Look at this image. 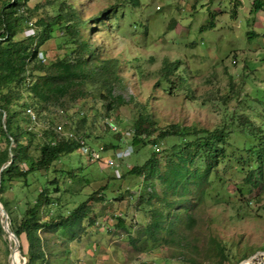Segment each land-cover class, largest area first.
Wrapping results in <instances>:
<instances>
[{
	"label": "rangeland",
	"instance_id": "1",
	"mask_svg": "<svg viewBox=\"0 0 264 264\" xmlns=\"http://www.w3.org/2000/svg\"><path fill=\"white\" fill-rule=\"evenodd\" d=\"M65 1L86 20V33L96 48V56L116 59L121 80L113 93L126 103L107 111L98 96V87L87 84L83 98L65 97L64 105L35 109L40 123L51 119L59 122L66 113V129L83 134L93 147L117 143L107 121L121 131L132 130V122L140 113L149 114L157 129L171 124L222 129L226 134L220 145L225 156L220 157L218 168L225 183L221 186L215 181L201 194L189 186L192 191L184 198L188 216L179 205L171 208L173 213H180V232L197 246L196 252L186 248L181 256L160 243H150L151 247L140 252L131 246L126 232L115 227V219L110 220L114 214L123 213L126 228L135 236L150 222L152 209L163 208V199L180 198L165 194L164 185L154 180V197L150 202L137 203L140 193L136 192L148 182L126 170L142 164L154 151L151 145L131 149L130 155L123 158L121 179L114 177L112 168L91 162L75 150L47 171L13 180L3 193L9 204L7 224L10 219L18 221L26 203L35 198L40 188L52 189L47 181L57 177L60 191L51 190V195L58 197L59 203L45 207L43 216L66 215L92 192L104 195L103 201H90L96 221L89 224L84 220L76 239L68 240L62 230L43 234L49 249L64 255L70 264H217L220 257L216 243L228 254L224 264H264V0ZM59 2L29 0L31 8L39 4L30 20L53 16ZM20 38L22 33L16 35V39ZM63 38V31L56 29L41 47L47 54V63L68 50ZM129 99L132 100L127 102ZM36 127L34 132L41 130ZM128 140L120 142L118 150L125 148ZM174 142V137L167 138L160 147L168 149ZM40 143L38 137L32 140L29 152L33 156L38 154ZM160 164H164L162 158ZM260 166L262 184L246 191L245 174L256 175ZM102 187L105 189L100 190ZM126 187L130 194L118 199ZM238 188L245 192L240 194ZM147 197L145 194L144 199ZM13 238L0 236V264H18L17 256L13 254L11 258ZM23 245L22 237L18 246L20 264L25 263L20 252ZM246 253L248 257L236 260Z\"/></svg>",
	"mask_w": 264,
	"mask_h": 264
},
{
	"label": "trees",
	"instance_id": "2",
	"mask_svg": "<svg viewBox=\"0 0 264 264\" xmlns=\"http://www.w3.org/2000/svg\"><path fill=\"white\" fill-rule=\"evenodd\" d=\"M28 1L0 0V26L4 25L6 35L0 40V167L11 161L0 173V202L9 218V204L3 197L8 184L13 180H25L33 172L47 171L62 156L79 150L78 143L58 137L52 128L55 123L52 119L43 121L48 124L47 128L41 127V130L36 132L29 130L25 114L27 107L33 108L36 112L35 109L44 110L50 105H64L65 97L73 100L83 98L86 96L84 88L87 84H95L98 87V96L103 99L107 111L117 110L126 103L122 96L113 93L121 80L116 59H99L96 56V48L86 33V20L82 19L76 8L65 0H60L57 12L53 16L35 17L33 23L37 30L36 38L16 39V35L22 33L26 22L32 18V13L39 10V4L31 8L27 4ZM56 29L63 31L62 42L68 50L61 57L56 56L48 63H41L37 58V51L53 37ZM167 66L168 64L166 69ZM163 75L168 78L166 73ZM114 133L117 143L100 144L105 150H118L120 142L125 141L121 131ZM225 134L218 128L209 130L179 124L157 129L156 122L147 113H140L133 120L132 135L127 145L133 150L146 145L154 148L142 164L132 165L126 170L128 174L142 176L148 182L142 186L137 203L150 202L154 197V180H159L164 185L165 194L169 192L171 196L180 195V198L178 201L163 199V208L152 209L150 222L144 228L138 229L135 236L126 228L125 217L117 218L115 227L126 232L132 247L142 252L153 244L160 243L174 248L179 256L186 248L197 251L196 244L187 240L180 232V213H173L171 208L179 205L183 208V214L188 216L189 208L184 204V198L192 191L189 186L198 189L200 194L204 193L205 186L212 187L215 181L223 186L225 182L219 175L218 165L220 157L225 156V149L220 145L224 142ZM81 135L85 138L83 134ZM36 137L40 138L41 143L38 146V154L33 156L29 149ZM171 137H174L176 142L168 149L167 147L161 149L163 140ZM160 158L164 160L162 166ZM68 174L72 176L71 173ZM251 174L252 172L245 174L243 179L244 189L248 192L250 187L255 188L263 182L261 166L256 170V175ZM122 177L121 173L118 179ZM47 182L53 188L49 189V186L40 188L35 198L26 203L21 218L18 221L10 219L11 230L19 240L22 237L25 240V245L20 247V252L25 258L23 264H70L64 255L49 249L43 234L62 230L67 233L68 240L76 239L83 230L84 220L89 224L96 221L92 215L90 201L99 202L104 199L101 191L92 192L66 215L47 214L46 217L43 216L44 208L59 203L58 197H52L51 190L54 193L60 191L57 177ZM148 186L151 187L150 192L147 191ZM103 189L105 187L100 188ZM244 189L238 188L240 194ZM122 192L118 199H122L124 194L127 196L130 194L129 187L124 188ZM145 194L148 195L147 199H144ZM188 219L192 223V217L189 216ZM187 227H191V224H187ZM3 234L5 233L0 224V236ZM18 245L19 242L14 245L13 238L11 252L17 256L20 264ZM216 248L220 257L217 264H224L228 260V254L217 243ZM246 257L248 253L236 260L241 261ZM191 259L195 261L193 257ZM229 264L237 263L230 261Z\"/></svg>",
	"mask_w": 264,
	"mask_h": 264
},
{
	"label": "built area",
	"instance_id": "3",
	"mask_svg": "<svg viewBox=\"0 0 264 264\" xmlns=\"http://www.w3.org/2000/svg\"><path fill=\"white\" fill-rule=\"evenodd\" d=\"M37 30L35 28V25L33 21L28 20L26 22V26L24 27L22 31V37H32L36 38ZM6 37L5 35V29L4 25L0 26V40L4 39ZM37 58L41 63H47V54L44 53L43 49H38L37 51ZM25 114L28 118V129L35 131L37 129L36 126L47 128L48 124L44 122L43 124L40 123V119L37 115V113L34 111L33 108L27 107L25 109ZM61 118H64L63 120L59 122H55L52 125V128L56 134H58V137H62L64 139H69L73 140L75 143H78L79 145V150L86 155L87 159L91 162H101L104 163L106 166L112 168L115 171V177L119 178L121 177V172H120V163L123 160V158L127 157L131 153V147L126 146L125 148L121 150H110V153H108V150H105L102 145H97V147H93L90 145V143L79 133L73 131L71 128L68 130L66 129L65 125L68 123L67 119V114L63 113L61 115ZM107 126L110 130L113 132H118L121 131L117 128V126L110 122L107 121ZM67 130V131H66ZM123 133V138L124 140L129 139V137L132 135V130H124L121 131ZM39 136V134H38ZM140 187V186H139ZM138 187V188H139ZM128 187H126L127 189ZM141 188L139 189V192H136V194L140 193ZM147 191H151V187H147ZM131 192V191H130ZM135 192H133L135 194ZM132 198V197H130ZM123 213L118 212L117 214H114V217H111L110 220L112 221L115 219L114 222H116L117 218L122 216ZM135 264H155V261H139L136 262Z\"/></svg>",
	"mask_w": 264,
	"mask_h": 264
},
{
	"label": "water",
	"instance_id": "4",
	"mask_svg": "<svg viewBox=\"0 0 264 264\" xmlns=\"http://www.w3.org/2000/svg\"><path fill=\"white\" fill-rule=\"evenodd\" d=\"M5 116L6 114L4 113L3 114V120H5ZM11 161H9L8 163L2 165L0 167V173L1 171L10 164ZM1 181V180H0ZM1 183V182H0ZM7 212L5 211V209L3 208L1 202H0V224H1V227H2V230L4 231L5 234H7L9 236L12 235L14 237V245H17V242H19L18 238L16 237V235L14 234V232L11 230L9 224H7ZM19 246V245H18ZM17 251H18V248H17Z\"/></svg>",
	"mask_w": 264,
	"mask_h": 264
},
{
	"label": "bare ground",
	"instance_id": "5",
	"mask_svg": "<svg viewBox=\"0 0 264 264\" xmlns=\"http://www.w3.org/2000/svg\"><path fill=\"white\" fill-rule=\"evenodd\" d=\"M9 236L11 237L12 235L9 234ZM9 240H10V239H9ZM13 254H14V253L12 252V253H11V258L14 256Z\"/></svg>",
	"mask_w": 264,
	"mask_h": 264
}]
</instances>
